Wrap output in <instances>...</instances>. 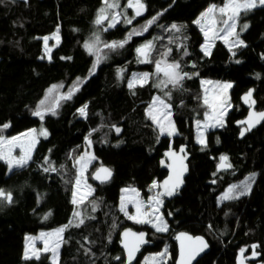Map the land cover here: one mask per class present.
<instances>
[{
    "label": "trees",
    "instance_id": "obj_1",
    "mask_svg": "<svg viewBox=\"0 0 264 264\" xmlns=\"http://www.w3.org/2000/svg\"><path fill=\"white\" fill-rule=\"evenodd\" d=\"M115 1L120 9L126 0ZM142 2L144 15L105 30L96 24L103 0H0V135L39 126L41 118L34 113L47 90L57 86L50 107L56 114L45 112L43 120L49 137L38 141L27 166L9 171L0 160V189L12 194L11 203L0 200V264H122L119 235L128 227L148 232L154 243L140 260L165 248L166 260L161 264H175L174 237L186 231L204 236L210 244V251L195 264H240L241 250L244 257L257 253L246 261L249 264H264V123L242 139L241 127L236 126L247 113L241 96L249 89H254L257 110L264 109V6L244 17L249 23L241 34L246 46L228 47L217 40L206 55L201 49L203 32L194 19L222 0ZM153 17L158 19L143 31ZM173 24L179 32L169 31ZM56 31L60 41L46 58L43 39ZM134 31L142 34L129 39ZM95 35L101 42L93 56L84 45ZM114 41L127 42L116 49L104 46ZM149 41L153 42L150 62L142 63L136 50ZM161 59L178 62L181 73L191 78L186 77L182 86L160 90L153 75ZM142 72L153 78L130 88L131 78ZM201 79L232 82V107L225 125L208 130L204 145L196 142L195 130V123L209 112ZM69 92L71 98L63 99ZM156 95L171 107L177 129L172 137L160 136L147 116ZM85 106L86 114L81 115ZM86 138L92 143L96 165L110 167L113 179L101 186L91 179L96 188L82 204L84 223L66 228L57 263L49 254L24 259L27 234L76 223L75 160ZM181 145L187 146L188 172L184 188L164 196L167 231L130 221L118 207L120 189L134 185L145 193L154 181L161 185L167 176L163 154ZM222 156L228 157L230 171H217ZM253 173L255 179L248 181ZM246 181L250 183L246 194L239 195L237 188L230 194L238 198L221 201L230 187Z\"/></svg>",
    "mask_w": 264,
    "mask_h": 264
},
{
    "label": "snow or ice",
    "instance_id": "obj_2",
    "mask_svg": "<svg viewBox=\"0 0 264 264\" xmlns=\"http://www.w3.org/2000/svg\"><path fill=\"white\" fill-rule=\"evenodd\" d=\"M104 7H102L99 10V14L96 20L97 25L103 24L105 20H109V11L111 9H115L119 7V5L115 2V0H112L110 3L109 0H103ZM257 6H264V0H226V2L222 6H218L216 4L210 5L207 10L201 14L200 19L195 21V23L201 25V30L204 32V35L207 40H215L217 38L222 39L226 44L229 43L231 38V46H246L243 42V40L240 39V34L237 32V25L238 21L240 19V16L242 13L246 14L247 12L251 11L252 9L256 8ZM128 7L135 8L136 12L135 14L137 16L142 15V11L145 8V5L141 2V0H129ZM120 13H115L111 17V23L109 24V27H114L115 24L118 22L116 17L120 16ZM158 19V17H153L151 20L147 22V26L143 29V31L147 30L148 26H151L155 21ZM204 23H201V22ZM127 23H131V20H127ZM248 27L247 24H244L241 26V30H246ZM106 30V29H105ZM175 30L176 32L180 31V27L176 24L171 25V28L169 31ZM209 33H211V36H209ZM139 35L142 34L141 32L134 31L133 33L129 34V39L132 35ZM127 41H120V42H112L111 44H105L104 46L110 49H116L118 47H123V45ZM100 43V38L98 35L95 36L94 42H89L85 44V48L88 49L90 54H95L94 50L98 51L97 45ZM45 44H47V38H45ZM153 48V42H148L147 44L143 45L142 47L138 48L136 51L141 56L142 63H148L150 62L148 60V53ZM171 51V49H168L167 52L163 53V57H167L168 53ZM205 54H210L209 48H204ZM235 55V53H233ZM100 62V57L97 56V64ZM239 63L240 61H236ZM160 73H163V75L167 78L166 81H161L160 83L164 84L165 87H167L168 84H171L173 87L182 86L181 82L187 77L191 78L187 73H181L180 71V64L178 62L174 63H168L166 59H161L160 61H156V74L159 75ZM149 79L148 73L140 74L139 76L134 75L132 82L129 83V87H133L137 80L146 82ZM204 84L211 83L210 81H204ZM160 84H157V87H159ZM57 86H53V89H50L49 92L55 90ZM217 88L221 90V92L217 93L212 97V101H209L207 92L208 90L205 89V97H204V103L208 105L212 109V113H206V118H214L216 123L220 126H223V116L227 111L228 106V97L226 94V90L231 88L232 85L230 83L225 84H218L216 85ZM77 89H74V91ZM72 93L69 92L67 95L63 96V99H70ZM170 95V93H169ZM252 92L249 91L244 97L245 102H251L254 104V101H251ZM45 101L40 102V106L35 111L34 115L41 118V120L44 118L45 112H51V114L55 115V109L54 108H47L44 107ZM160 104L165 111L158 112V114H153L155 105ZM170 108V105L164 103L163 100L160 99V97H156L153 106L149 108V116L153 121H155L159 127V130L161 134L167 133L168 135L174 134V125H172L170 117V112L167 111V109ZM217 108H219L218 115L216 114ZM81 115L86 114V106L85 108H81L80 110ZM161 117L163 119H161ZM164 120L168 121L167 126L164 124ZM264 121V112L260 113H252L248 121H242V124H247L248 127L241 131V135H244L245 131H248L251 129L252 126H254V122ZM197 128L199 130L201 121H197ZM9 125L5 124L3 125V128H7ZM204 127L207 128L209 125L207 123L204 124ZM119 131V129H117ZM39 135L47 137L48 133L46 130H41ZM199 139V138H198ZM37 142L36 138V130L32 129L28 133H24L21 136H14L11 139H8L4 137L3 135H0V160H3L9 168V171H11L14 168H24L27 166L28 162L31 160V153L34 148V145ZM200 143H204V140L199 139ZM90 143V142H89ZM16 148H20L21 155L14 156L13 152ZM181 153L184 152V149L181 148ZM172 160L173 164L169 165V167H172L173 175L169 176L167 180L163 182L162 185L158 184L157 182H153L151 185V189H156L159 187L163 188V191L156 192L152 197L149 198L147 203L143 200L138 199L139 193L132 189L131 191L135 194L134 197H122L121 202V211L125 213V215L128 216L129 219L135 220L137 223H148L152 224L153 227L156 228L157 231H167V224L163 220L162 216L159 215V208L162 205V197L163 196H172L175 191L179 188V186L182 184L181 176L184 171H186V166L183 165V160L186 158L185 156L178 155L175 152H169L167 153ZM94 159V157L89 156L88 160ZM221 163L219 167L221 169H227L231 168L232 165L228 162L227 156H222L220 158ZM180 161V169L178 170L177 167H175L176 162ZM77 163L80 164V175L77 177L75 181V187L76 191L74 192V198L73 203L74 204H82L86 199L87 196L91 194V186L87 185L86 182L84 184V187L87 189V192L84 193L79 197V199L76 198V193L80 192L81 189V182L84 177V171L88 166V161L85 160V158L82 156L77 161ZM45 171H48V168L44 169ZM52 171H56V169L53 167L51 168ZM101 173H103V177H101ZM111 177V171L106 168H101L97 171L95 178L100 179L103 181H106ZM255 179V173H253L250 177H248V181H252ZM240 188L239 195H244L246 192L250 189V183L247 181L243 185H233L229 188V193H235L236 189ZM129 189H125L124 192H128ZM238 198L237 195H226L224 199H235ZM0 200L7 201L8 203L12 202V194L5 193L4 190L0 189ZM126 203H132L135 206L136 212L134 215H129L127 212ZM93 210H95L96 205H92ZM146 208H150L149 211H145ZM74 220L76 221L75 224L70 222L68 226L61 227L56 229L54 232L51 233H41L39 237H27V241L29 242L28 247L25 249L24 253V259H31L33 256H35L36 259H39L38 251L32 248V241L35 239H41L44 241V251L48 252L51 251L53 254V261L57 260V249L60 247V244L63 242V233L65 232L66 228L69 226H76L79 227L81 224L84 223V220L82 218V214L80 211H77L73 214ZM47 219V217H45ZM125 242L124 247L127 249V256H128V264H131L132 259H134L136 252L139 251L140 246L143 243H146L145 240V234L144 233H132L131 230L124 232ZM52 237L54 238L51 245L48 242V238ZM131 237V241L128 240V238ZM178 240L181 241V253H180V264H191L192 259L195 258V256L203 250V248L207 247V244L203 241L202 238L196 237L193 239L190 236H187L184 233H181L178 237ZM188 242L187 244L185 242ZM255 247V246H254ZM245 250H241V254L243 255V252ZM161 258H163L166 255V250L164 253L158 254ZM257 253L253 251L252 256H256ZM155 259V258H153Z\"/></svg>",
    "mask_w": 264,
    "mask_h": 264
},
{
    "label": "rangeland",
    "instance_id": "obj_3",
    "mask_svg": "<svg viewBox=\"0 0 264 264\" xmlns=\"http://www.w3.org/2000/svg\"><path fill=\"white\" fill-rule=\"evenodd\" d=\"M109 2L111 3L112 0H109ZM115 2L118 3V1H115ZM141 2H142V0H141ZM225 2H226V0H222L221 3L216 4V5H218V6H222ZM128 4H129V0H126V1L123 3V7H121L120 9H119V7L115 8V9H111V10L109 11V20H105V21L103 22V24H101V25L103 26V29L112 28V27H109V24L111 23V17H112L113 15H115V13L118 12V13L121 14L120 16L116 17V19L118 20V22L115 24V26H116L120 21L123 20V19H122L123 17L128 16V12H127ZM118 5H119V4H118ZM210 5H212V4H210ZM210 5H208V6H207L202 12H200V13L198 14V16L194 19V24H196L200 29H201V25L195 23V21H197L198 19H200L201 14L204 13ZM102 7H104V3H103V5H102ZM102 7H101V8H102ZM98 12H99V11H98ZM249 12H250V11H249ZM247 13H248V12H247ZM247 13H246V14H247ZM98 14H99V13H98ZM246 14H244V13L241 14L240 19H239V21H238V25H237V32L240 34V39H241V34L245 31V30H241V26L244 25V24H247V25L249 26V23H248L246 20H244V17L246 16ZM125 15H126V16H125ZM97 17H98V16H97ZM131 18H133V16H131ZM96 20H97V18H96ZM127 20H130V19L123 20V22H124V23H125V22L127 23ZM201 23H204V22L202 21ZM247 28H248V27H247ZM201 31H202V30H201ZM202 32H203V31H202ZM203 35H204V32H203ZM95 36H96V35H95ZM95 36H93V38L90 39V40H89L88 42H86V43L94 42V40H95ZM209 36H211V33H209ZM45 38H47V44H45ZM45 38L43 39V44H44V55H45L46 58H48L51 49H52L55 45H57V43L60 41V34H59L58 31H56V32L53 33L51 36H48V37H45ZM99 38H100V37H99ZM100 39H101V38H100ZM217 40H222V39L217 38V39H215V40H207L206 37H205V35H204V41H203V44H202V46H201L202 51L205 53L204 48H205V47H208V48H209V51L211 52V50L213 49L214 43H215ZM222 41H223V40H222ZM100 42H101V41H100ZM149 42H150V41H149ZM223 42H224V41H223ZM231 42H232V41H231V38H230L229 43H227V46H228V47H230ZM86 43H85V44H86ZM147 43H148V42H147ZM147 43H146V44H147ZM99 44H100V43H99ZM99 44L97 45V48L99 47ZM84 46H85V45H84ZM141 47H142V46H141ZM85 49H86V51L89 53L88 49H87V48H85ZM94 52H95V54H91V55L95 56L96 53H97V51L94 50ZM89 54H90V53H89ZM138 54H139V53H138ZM148 55H149V53H148ZM207 55H209V54H207ZM139 57H140V59H141L140 54H139ZM143 73H148V74H149V79H148L146 82H143V81H139V80H137L133 87H135V86H139V85H143V84L147 83V82L150 80V78H153V77H154L156 87H157V84H160V86L158 87L160 90H165V89H167V88L164 86V84L160 83L161 81H166V79H167V78L163 75V73H160L158 76H157L156 74H154L153 77H152V75H151L150 72H142V73H138V74H135V75H136V76H139L140 74H143ZM132 80H133V77L131 78L130 82H132ZM204 81H210L211 83L204 84V83H203ZM130 82H129V83H130ZM225 83H230V84L232 85V82H230V81H221V80H212V79H201V85H202V87H203V89H204V97H205V89H207V90H208L207 95H208L209 101L211 102V101H212V97H213L214 95H216L217 93L221 92V90H220L219 88H217L216 85H218V84H225ZM168 85H171V84H168ZM168 85H167V86H168ZM53 86H55V85H52V86L47 90L46 95H45V96L43 97V99H42V101H45V104H44V107H45V108H50V107H52V106L54 105L55 100H54V97H53V91H52L51 93L49 92L50 89H53ZM230 89H231V88H229V89L226 90V94H227V97H228V106H227V111H226V113H225L224 116H223V126L225 125V118H226V115H227V113L229 112V110H230L231 107H232L231 102H230ZM156 97H159V95H156ZM160 99L163 100L164 103H166L165 100H164L163 98L160 97ZM166 104H168V103H166ZM168 105H169V104H168ZM152 106H153V103L150 105L149 108H151ZM208 107H209V106H208ZM163 111H165V109H164L160 104H156V105H155V109H154L153 114H158V112H163ZM167 111L170 112L171 115H170L169 119L171 120L172 125H174V129H175V131H174V134H173V135H168L167 133L161 134V132H160V130H159V127H158L157 123H156L155 121H153V120L151 119V117L149 116V109L147 110V116L152 120V122H153V123L156 125V127L158 128L160 136H169V137H172V136H174V135L177 134V129H176V126H175V123H174L173 117H172L171 107H170L169 109H167ZM208 113H209V114L212 113V109H211L210 107H209V112H208ZM218 113H219V108H217V111H216V114H215V115H218ZM161 119H163V118L161 117ZM43 120H44V118L41 120V123H40L39 126H37V127H33V128H30V129H28V130H26V131H24V132H22V133H20V134L11 135V136L3 135V136L6 137V138H8V139H11V138L14 137V136H21L22 134H24V133H28L30 130L35 129V130H36V138H37V142H36V144L34 145V148H33V150H32V153H33V151H34V149H35V147H36L38 141H39L40 139H46V138L49 137V131H48V129L46 128V126L44 125ZM199 121H201L200 128H199V130H198V128H197V123H195V130H196V142L199 143V144H201V145H204V144H205V141H206V132H207L208 130H211V129H221V128L223 127V126H220L219 124H217L214 118H206V115L204 116L203 120H199ZM163 122H164V124L167 126L168 121L164 120ZM205 123H207V124L209 125V127L205 128V127H204V124H205ZM117 129H119V131H120V128H117ZM41 130H46V131H47V133H48L47 137H44V136L39 135V133H40ZM116 131H117V130H116ZM119 131H117V132H119ZM198 138L204 140V143H200ZM89 142H90V143H89ZM32 153H31V157H32ZM21 154H22V153H21L20 148H16V149L14 150V152H13V155H14V156H19V155H21ZM82 156L85 158L86 161H88V166H87V168H86L85 171H84V177H83L82 182H81V189H80V192L76 193V198H77V199H79V197H80L81 195H83L84 193L87 192V189L84 187L85 182H86L87 185H90V186H91V189H92L91 194L93 193L94 189L96 188L95 185H94V184L92 183V181H91V175H90V173H91L93 170H96L99 166L96 165L97 158H96V156H95V154H94V152H93V146H92V143H91V141H90L88 138L85 139V142H84V144H83L82 150H81L80 154L78 155V157H77L76 160H75V165H76V169H77V177L80 175V164L77 163V161H78V160L80 159V157H82ZM89 156L94 157V159L88 160V157H89ZM92 169H93V170H92ZM93 173H94V171H93ZM76 179H77V178H76ZM157 183H158V182H157ZM158 184H159V183H158ZM125 189H129V191L126 193V192H124ZM132 189H135V190L139 193V197H138V199L143 200V201H145L146 203H147V201L149 200V198L152 197L156 192H161V191H163L162 189H160V187H159V188H156V189H151V187H150V188L147 190V192L144 193L143 191H141V190H139L138 188H136L134 185H126V186H123V187L120 189V197H119V204H118V207H119L120 211H121L122 197H134L135 194L131 191ZM75 191H76V187L74 186V192H75ZM91 194H90V195H91ZM90 195H88L87 198L90 197ZM226 195H231V194H230L228 191H226V192L220 197L221 201L229 200V199H224V197H225ZM161 199H162V201H163V203H164V196H163ZM83 203H84V202H83ZM83 203H82V204H83ZM163 203H162V205H161L160 208H159V215L162 216L163 220H164V221L166 222V224H167V221H166L165 216H164V213H163ZM82 204H79V205L75 204V205L77 206V210H76V212H77V211H80L81 214H82V218H83L84 211H86V210H85L86 207H85V209H84V208L82 207ZM126 207H127V212H128L129 215H134V214H135L136 209H135L134 204H132V203H126ZM149 210H150V208H146V209H145V211H149ZM121 212L125 215V213H124L123 211H121ZM125 216L128 218L127 215H125ZM128 219H129V218H128ZM129 220L132 221V222H135V220H132V219H129ZM136 223H137V222H136ZM140 224H143V223H140ZM145 224H148V223H145ZM149 225L153 227L152 224H149ZM153 228H155V227H153ZM167 228H168V224H167ZM57 229H58V228H57ZM155 229H156V228H155ZM55 230H56V229H54V230H50V231L40 230L37 234H27L26 237H25V249H26V247H28V244H29V242H28L27 239H26L27 237H39L41 233H51V232H54ZM53 239H54V238H52V237H49V238H48V242H49L50 245H51ZM60 247H61V244H60ZM60 247L57 249V260H56V261H53V254H52V252H51V251L45 252V251L43 250V249H44V241H43V240H41V239H35L34 241H32V248L35 249V250H39V251H38V255H39V257H42V256L45 255V254H49L51 260H52L53 262H55V263L58 262V252H59V250H60ZM164 252H165V248H163L160 252H157V253H148V254H145V255L143 256V258H141V260L139 261V264H161L163 261L166 260V255H165L163 258H161L158 254H160V253H164ZM33 257H35V256H33ZM255 257H256V256H252V255H251L249 258L251 259V258H255ZM153 258H155V259H153ZM243 259H245V257H242V258H241V260H243Z\"/></svg>",
    "mask_w": 264,
    "mask_h": 264
},
{
    "label": "water",
    "instance_id": "obj_4",
    "mask_svg": "<svg viewBox=\"0 0 264 264\" xmlns=\"http://www.w3.org/2000/svg\"><path fill=\"white\" fill-rule=\"evenodd\" d=\"M14 1H16V2H20V3H25V2H27L28 0H14ZM145 9H146V7H145L144 10L142 11V15L144 14ZM132 11H133V12H136V9H135V8H132ZM249 91L252 92L251 101H254V102H255L254 104H252L251 102H245V100H244L245 95H246L247 93H249ZM241 103H242V105L247 109V113H246V115H245L244 118H242V119H240L239 121L236 122V126L241 127V128H240V133H239V138H240V139L244 138V137L247 135V133L252 132L253 130H255L256 128H258L259 126H261V125L264 123V121L254 122V126H252L250 130L245 131V132H244V135L242 136V135H241V131L244 130L245 128H247L248 125H247V124H242L241 122H242V121H248L249 116H250L252 113H254V112H255V113L264 112V109H262V110H257V101H256V99H255V97H254V89H253V88L249 89L248 92H246L245 94H243V95L241 96ZM181 148L184 149V152H183V153H181V151H180ZM170 151H171V152H175V153H177L178 155H181V156H185V157H186V158L183 160V165L186 166V169H187V170L184 171L183 174H182V176H181V179H182L183 182H182V184L179 186V188L175 191L174 194H176V193L180 192V191L184 188L185 177H186L187 172H188V161H189V158H188V156H187V154H186V151H187V146H186V145H181V146H179L176 150H173V149H168V150H166V151L164 152L163 156H164V159H165V161H166V166H165V168H166V171H167V176L165 177L164 180H162L161 185L163 184V182H164L165 180H167V179L169 178V176L173 175L172 167H169V165H172V164H173V160H172V158H171L169 155H167V153H169ZM220 163H221V160H220V161L217 163V165H216V169H217L218 172H222V171H230V170H231L232 167H231V168H227V169H221V168L219 167ZM175 167H177L178 170L180 169V161H177V162H176ZM101 168H106V169H109V170L111 171V177H110L109 179H107L106 181H103V182H102V180H100V179H96V178H95V175H96L97 171H98L99 169H101ZM103 175H104V174L101 173V177H103ZM91 179H92L93 183H94L95 185H97V186H101V185L107 184V183H109V182L113 179V170H112L110 167L106 166V165H100V166L94 171V173L91 175ZM128 230H131L132 233H137V234H139V233H144V234H145V240L147 241L146 243H143V244L140 246L139 251L136 252L134 259H132V261H131V264H137L138 261L140 260V256H141L142 253L144 252V250H145L146 248H148V247H153L154 243L149 239V234H148V232H146V231H136V230H134V229L131 228V227H128V228L123 229V230L121 231L120 235H119V247H120V249L122 250V252H123V256H124V261H123L122 264H128L127 249L124 247L125 237H124V235H123L124 232H125V231H128ZM181 233H184V234H186L187 236L192 237L193 239H195L196 237H200V238H202L203 241L207 244V247L203 248V250L200 251V252L195 256L194 259H192L191 264H195L199 259H201L205 254H207V253L210 251V244H209L208 240H207L204 236H202V235H193V234L188 233V232H186V231H179V232H177V233L175 234V237H174V240H175V242H176V247H177V256H176L175 264H180L181 241L178 240L177 237H178ZM131 239H132L131 237L128 238L129 241H131ZM185 243L187 244L188 242L186 241Z\"/></svg>",
    "mask_w": 264,
    "mask_h": 264
},
{
    "label": "flooded vegetation",
    "instance_id": "obj_5",
    "mask_svg": "<svg viewBox=\"0 0 264 264\" xmlns=\"http://www.w3.org/2000/svg\"><path fill=\"white\" fill-rule=\"evenodd\" d=\"M142 3H143V2H142ZM143 4H144V3H143ZM144 5H145V4H144ZM145 10H146V9H145ZM127 12H128V16L125 15L126 17H123L122 19H123V20L130 19V20H131V23H132L133 21L137 20L139 16H142V15L137 16V15L135 14V12L132 11V8H131V7H128V8H127ZM144 14H145V12H144ZM144 14H143V15H144ZM131 16H133V18H131ZM123 20H122V22H123ZM131 23H130V24H131ZM127 24H129V23H127ZM253 249H254V248H253ZM239 255H240V256H239V259L241 260V258L244 257V256H243L241 253H240ZM249 257H250V255H249V256H245V259H246V260H245V259L241 260V261H240V262H241L240 264H249L248 262H246L247 260L250 259Z\"/></svg>",
    "mask_w": 264,
    "mask_h": 264
}]
</instances>
